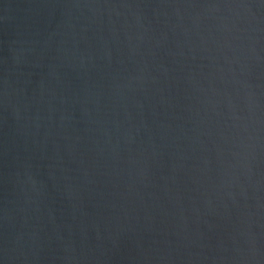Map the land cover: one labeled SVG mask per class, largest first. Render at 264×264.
Segmentation results:
<instances>
[{
	"label": "water",
	"instance_id": "95a60500",
	"mask_svg": "<svg viewBox=\"0 0 264 264\" xmlns=\"http://www.w3.org/2000/svg\"><path fill=\"white\" fill-rule=\"evenodd\" d=\"M0 264H264V0H0Z\"/></svg>",
	"mask_w": 264,
	"mask_h": 264
}]
</instances>
